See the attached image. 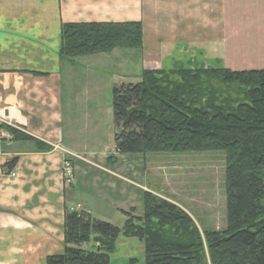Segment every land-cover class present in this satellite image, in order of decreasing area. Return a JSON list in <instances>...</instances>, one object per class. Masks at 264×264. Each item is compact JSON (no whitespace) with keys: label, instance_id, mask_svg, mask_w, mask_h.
<instances>
[{"label":"crops","instance_id":"1","mask_svg":"<svg viewBox=\"0 0 264 264\" xmlns=\"http://www.w3.org/2000/svg\"><path fill=\"white\" fill-rule=\"evenodd\" d=\"M74 22H139L141 47L68 59L60 29ZM207 66L264 69V0H0V124L49 146L1 129L0 264H44L61 252L65 213L77 205L110 222L141 215L143 193H152L146 163L137 171L141 154L116 152L114 124L87 105L144 69ZM61 148L74 154L70 184Z\"/></svg>","mask_w":264,"mask_h":264},{"label":"trees","instance_id":"2","mask_svg":"<svg viewBox=\"0 0 264 264\" xmlns=\"http://www.w3.org/2000/svg\"><path fill=\"white\" fill-rule=\"evenodd\" d=\"M141 44L139 22L60 29V54L68 59ZM110 99L118 153H225L226 225L200 228L178 204L144 191L143 213L125 212L122 226L66 211L63 249L44 264H110L121 235L143 247L128 264H264V69H144L138 81L114 84ZM1 129L49 147L6 124Z\"/></svg>","mask_w":264,"mask_h":264},{"label":"rangeland","instance_id":"3","mask_svg":"<svg viewBox=\"0 0 264 264\" xmlns=\"http://www.w3.org/2000/svg\"><path fill=\"white\" fill-rule=\"evenodd\" d=\"M115 49L113 50L128 48ZM98 95L103 98L101 102L95 104V108L88 105L87 108L92 109L89 111L91 114L96 112V114L107 120V124L113 125L110 92L109 95L108 91L107 94L100 92ZM109 132L110 130H106L107 135ZM3 134V131L0 130V135ZM111 143L110 151L113 149V140ZM137 158L135 160L138 165L137 171H140L139 167L146 163L145 174L147 173V183L153 195L169 199L174 203L177 202L196 221L200 228L221 230L225 227L224 152L159 153L141 155ZM137 207V213L142 214L143 208L140 203ZM132 214L136 215L134 212ZM125 219L121 216L113 217L111 222L122 226ZM121 237L123 236L121 235L120 239ZM133 241L124 244L117 242L116 250L112 256H123L127 253L130 256H140L143 247L136 238Z\"/></svg>","mask_w":264,"mask_h":264},{"label":"built area","instance_id":"4","mask_svg":"<svg viewBox=\"0 0 264 264\" xmlns=\"http://www.w3.org/2000/svg\"><path fill=\"white\" fill-rule=\"evenodd\" d=\"M54 147L58 149L60 148L58 145H54ZM62 150L65 153V156L62 161L63 178L66 183L70 184L72 183L73 178H74V168H73V163H72L74 154L65 149H62ZM11 174L14 175L13 173ZM78 208H79V205H77V208H71L70 210L78 211L79 210Z\"/></svg>","mask_w":264,"mask_h":264}]
</instances>
